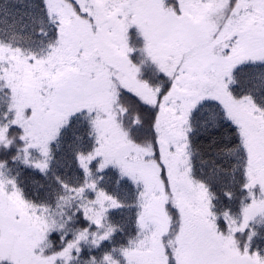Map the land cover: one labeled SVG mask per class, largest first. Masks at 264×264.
I'll return each instance as SVG.
<instances>
[{
  "label": "snow or ice",
  "instance_id": "obj_1",
  "mask_svg": "<svg viewBox=\"0 0 264 264\" xmlns=\"http://www.w3.org/2000/svg\"><path fill=\"white\" fill-rule=\"evenodd\" d=\"M0 264H264V0H0Z\"/></svg>",
  "mask_w": 264,
  "mask_h": 264
}]
</instances>
